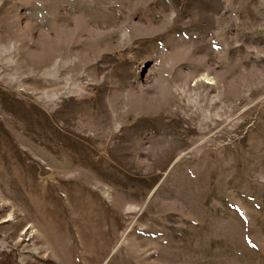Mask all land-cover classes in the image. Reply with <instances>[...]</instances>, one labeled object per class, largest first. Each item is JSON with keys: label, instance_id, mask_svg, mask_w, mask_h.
<instances>
[{"label": "rangeland", "instance_id": "1", "mask_svg": "<svg viewBox=\"0 0 264 264\" xmlns=\"http://www.w3.org/2000/svg\"><path fill=\"white\" fill-rule=\"evenodd\" d=\"M0 264H264V0H0Z\"/></svg>", "mask_w": 264, "mask_h": 264}]
</instances>
